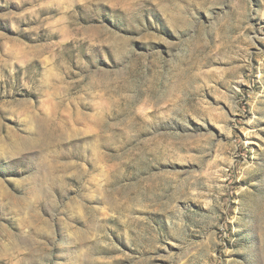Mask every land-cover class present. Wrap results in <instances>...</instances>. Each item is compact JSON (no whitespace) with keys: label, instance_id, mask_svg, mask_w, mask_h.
Wrapping results in <instances>:
<instances>
[{"label":"rangeland","instance_id":"obj_1","mask_svg":"<svg viewBox=\"0 0 264 264\" xmlns=\"http://www.w3.org/2000/svg\"><path fill=\"white\" fill-rule=\"evenodd\" d=\"M0 264H264V0H0Z\"/></svg>","mask_w":264,"mask_h":264}]
</instances>
